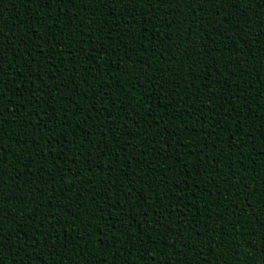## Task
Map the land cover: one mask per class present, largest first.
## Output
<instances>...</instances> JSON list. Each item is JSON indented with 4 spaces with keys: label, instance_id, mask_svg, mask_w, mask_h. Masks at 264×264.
Instances as JSON below:
<instances>
[{
    "label": "trees",
    "instance_id": "16d2710c",
    "mask_svg": "<svg viewBox=\"0 0 264 264\" xmlns=\"http://www.w3.org/2000/svg\"><path fill=\"white\" fill-rule=\"evenodd\" d=\"M0 264H264V0H0Z\"/></svg>",
    "mask_w": 264,
    "mask_h": 264
}]
</instances>
